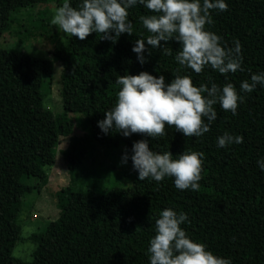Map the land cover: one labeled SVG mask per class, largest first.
<instances>
[{"label":"trees","instance_id":"trees-1","mask_svg":"<svg viewBox=\"0 0 264 264\" xmlns=\"http://www.w3.org/2000/svg\"><path fill=\"white\" fill-rule=\"evenodd\" d=\"M50 2L59 7L64 0H0L3 30L16 25L40 31ZM70 2L79 7L82 0ZM225 3L227 10H211L213 23L205 27L227 47L239 41L242 70L224 75L206 66L197 74L176 61L175 40L161 41L151 54L145 42L146 62L140 64L132 48L150 35L140 17L152 13L137 3L128 9L133 35L121 34L115 43L95 32L84 40L68 34L55 40L51 52L61 64L62 111L57 113L43 104L51 64L43 66L16 45L0 44V264H150L155 220L166 208L187 214L181 227L214 255L231 264H264V85L240 91L252 73L264 72V0ZM141 71L162 74L166 82L187 74L196 86L231 82L243 99L236 115L217 103V118L200 137H186L167 125L166 135L154 139L137 133L126 137L115 129L106 134L98 121L114 107L121 88L117 76ZM226 132L243 142L219 147L217 138ZM60 138H66L60 153L70 181L53 192L56 217L26 236L35 247L30 261H21L11 250L20 232L18 217L27 210L24 198L47 181ZM141 139L174 158L203 152L199 190L178 189L173 177L139 180L131 155ZM125 152L128 160L122 163ZM122 178L130 183L121 185Z\"/></svg>","mask_w":264,"mask_h":264},{"label":"clouds","instance_id":"clouds-1","mask_svg":"<svg viewBox=\"0 0 264 264\" xmlns=\"http://www.w3.org/2000/svg\"><path fill=\"white\" fill-rule=\"evenodd\" d=\"M137 3L152 13L140 17L150 35L137 39L132 48L140 64L146 62V43L151 46L148 49L151 54V49L162 46L161 41L166 44L175 40L180 45L176 61L197 74L206 66L224 75L242 70L239 41H235L234 47H227L221 43L222 37L205 27L213 23L211 10H227L225 0H203L202 3L201 0H82L79 7L64 0L54 9L51 23L80 40L95 32L102 34L101 39L115 43L121 34L133 35L128 9ZM116 83L121 88L114 107L105 111V118L98 121V126L106 134L115 129L126 137L133 133L151 139L163 137L166 125L175 127L186 137H200L210 131L211 123L217 118L214 107L217 103L224 111L236 115L243 99L231 82L222 87L215 82L210 87L196 86L187 74H175L166 82L162 74L141 71L118 75ZM258 84L264 85V72L252 73L250 81L241 82L240 91L251 93ZM233 141L242 143L243 137L226 132L217 138L219 147ZM203 156V152L185 151L174 158L170 151H154L149 140L141 139L132 145L131 160L141 181L151 177L159 182L173 177L178 189L199 190ZM127 160L125 152L122 163ZM260 167L264 169V163ZM186 220L187 214H178L172 208L159 213L148 248L150 264H231L230 260L207 250L203 243L192 240L181 227Z\"/></svg>","mask_w":264,"mask_h":264},{"label":"rangeland","instance_id":"rangeland-1","mask_svg":"<svg viewBox=\"0 0 264 264\" xmlns=\"http://www.w3.org/2000/svg\"><path fill=\"white\" fill-rule=\"evenodd\" d=\"M55 8H57L55 3L50 2L47 13L43 15V18L45 17L44 26L36 33L20 29L16 25H13L9 30H3L4 13L2 12L0 16V44L3 46L16 45L26 53L39 57L43 66L51 64L50 88L43 99V104L53 113L62 111L58 82L61 64L51 51L55 40L64 39L66 36V33L51 23ZM35 16H39V14L36 13ZM71 118L73 119V117ZM75 133H80V129L75 128ZM65 145L66 138H60L56 145L53 165L47 171V181L41 185L39 191L31 188L32 191L24 198L27 210L18 217L20 232L11 250V256L21 261H30L32 250L35 247V242L29 241L26 236L43 230L46 221L56 217L57 209L53 201V192L70 181L66 163L60 153L61 148ZM119 183L126 186L130 182L126 178H122Z\"/></svg>","mask_w":264,"mask_h":264}]
</instances>
